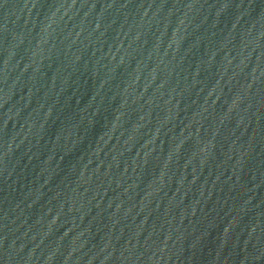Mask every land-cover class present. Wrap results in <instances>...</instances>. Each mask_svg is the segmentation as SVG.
I'll use <instances>...</instances> for the list:
<instances>
[{
    "label": "water",
    "instance_id": "water-1",
    "mask_svg": "<svg viewBox=\"0 0 264 264\" xmlns=\"http://www.w3.org/2000/svg\"><path fill=\"white\" fill-rule=\"evenodd\" d=\"M231 112H264V0H0V160Z\"/></svg>",
    "mask_w": 264,
    "mask_h": 264
}]
</instances>
